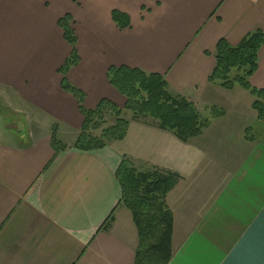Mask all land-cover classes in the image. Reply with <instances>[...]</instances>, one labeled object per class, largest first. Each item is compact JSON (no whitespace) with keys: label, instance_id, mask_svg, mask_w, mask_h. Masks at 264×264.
<instances>
[{"label":"crops","instance_id":"crops-1","mask_svg":"<svg viewBox=\"0 0 264 264\" xmlns=\"http://www.w3.org/2000/svg\"><path fill=\"white\" fill-rule=\"evenodd\" d=\"M113 11L127 14L130 27L118 28ZM66 15L80 58L67 79L85 94L86 109L107 99L127 111L107 77L126 66L162 76L202 114L221 107L224 115L184 142L127 111L124 140L75 149L83 116L59 71L72 53L58 24ZM256 30L264 32V0H0V264H134L138 233L116 172L124 157L152 164L145 138L153 154L166 148L156 167L181 176L166 198L169 264H219L253 226L236 259H259L264 138H252L242 119L260 123L254 98L209 83L219 40L236 46ZM250 83L264 89V45ZM232 118H241L238 129L226 128ZM54 130L66 146L58 153Z\"/></svg>","mask_w":264,"mask_h":264},{"label":"trees","instance_id":"trees-1","mask_svg":"<svg viewBox=\"0 0 264 264\" xmlns=\"http://www.w3.org/2000/svg\"><path fill=\"white\" fill-rule=\"evenodd\" d=\"M112 19L120 29H127L131 25L129 16L119 11H113ZM58 24L64 32L65 41L72 48L70 57L59 69L63 76L62 88L77 100L83 116L81 130L73 147L85 152L96 151L124 140L129 122L122 118V110L107 99L93 110L86 109L85 94L69 83L67 74L80 61L76 48L78 38L70 15L61 18ZM263 45L262 30L248 34L236 46L220 39L216 47V66L209 77V83L226 91L235 88L247 91L254 98L252 109L261 122H264V89L253 87L250 79L258 68ZM107 77L111 86L125 97V110L132 113L133 119L150 117L158 122V128L172 132L184 142L201 136L211 125L212 119L224 115L220 110L212 118H204L194 104L170 92L166 81L158 74L122 66L110 67ZM108 115L116 120L113 125L103 128ZM52 147L55 153L66 149L58 140L56 130L52 134ZM116 178L121 189V203L131 212L137 228L138 247L134 264H169L172 257L173 216L166 198L181 176L157 168L138 170L128 157H124Z\"/></svg>","mask_w":264,"mask_h":264},{"label":"rangeland","instance_id":"rangeland-1","mask_svg":"<svg viewBox=\"0 0 264 264\" xmlns=\"http://www.w3.org/2000/svg\"><path fill=\"white\" fill-rule=\"evenodd\" d=\"M249 95V94H248ZM240 96L241 95H239V93H237V92H235L234 94H233V97L236 99V98H238V99H241L240 98ZM250 97H248V98H251L252 96L251 95H249ZM241 106H245V110L247 111V109H246V106H247V101L246 100H244L243 99V101H242V103H239ZM222 111V112H224L225 113V111L224 110H222V108L221 107H219V108H210V109H208V111L206 110V112H207V114H202L201 113V111H199V113L204 117V118H212L213 116H214V114L216 115V112L218 113L219 111ZM128 114V112L127 111H124V113H123V115H122V118L124 119V120H127V121H129L128 120V118L130 119V117H129V115H127ZM130 114H132L131 112H130ZM132 116V115H131ZM242 119H247V121H245V123L246 124H248V125H251L252 124V126H248V127H250V136L252 137V138H255V139H261V137L262 138H264V122H261L260 121V123H258V124H255V123H252V121L253 120H251L249 117H243ZM106 124L105 125H103V128H105V127H108V126H111V125H113L114 124V122H115V117L114 116H112V115H108L107 117H106ZM135 120V119H134ZM138 121H140V122H142V123H146V124H150V125H154V126H157V124H158V122L157 121H155V120H153V119H151L150 117H145V118H141V119H139ZM241 118H235V119H230L229 121H227V127L226 128H232V129H238L239 128V126H238V124L239 123H241ZM245 124V125H246ZM158 127V126H157ZM97 134H100V133H97ZM145 138V137H144ZM143 140V139H142ZM141 142L142 141H139L137 144L140 146V144H141ZM141 147H143V154L144 155H146V156H148L151 160H152V164L151 165H149L148 164V168H146V163H144V165H140V164H138L137 165V169L138 170H147V169H149V168H157V169H160V168H158V167H156V166H158L157 164H154L156 161H158V162H165V161H163V159H165L166 158V153H165V151H166V148L165 149H158L157 147H155V149H156V153H151V141H150V139L149 138H145V142H144V144L143 145H141ZM134 149H136V150H134ZM140 147H138V148H134V145H133V150L135 151V152H139L140 151ZM159 153V154H158ZM156 154V155H155ZM166 163V162H165ZM144 167V168H143Z\"/></svg>","mask_w":264,"mask_h":264},{"label":"snow or ice","instance_id":"snow-or-ice-1","mask_svg":"<svg viewBox=\"0 0 264 264\" xmlns=\"http://www.w3.org/2000/svg\"><path fill=\"white\" fill-rule=\"evenodd\" d=\"M260 228V253L259 259H250V260H239L236 259L237 253L240 251V248L248 241L252 232L256 230V226L249 231L247 235L240 241L239 245H237L236 249L233 251L232 255L228 259H224L219 262V264H264V213L261 214V218L259 221Z\"/></svg>","mask_w":264,"mask_h":264}]
</instances>
